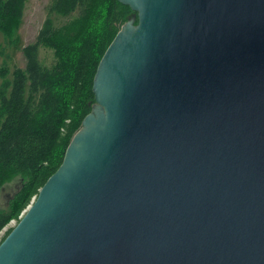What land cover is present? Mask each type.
Returning <instances> with one entry per match:
<instances>
[{
	"label": "water",
	"instance_id": "95a60500",
	"mask_svg": "<svg viewBox=\"0 0 264 264\" xmlns=\"http://www.w3.org/2000/svg\"><path fill=\"white\" fill-rule=\"evenodd\" d=\"M134 14L0 264H264V0Z\"/></svg>",
	"mask_w": 264,
	"mask_h": 264
},
{
	"label": "trees",
	"instance_id": "16d2710c",
	"mask_svg": "<svg viewBox=\"0 0 264 264\" xmlns=\"http://www.w3.org/2000/svg\"><path fill=\"white\" fill-rule=\"evenodd\" d=\"M26 1L0 0V36L16 34ZM132 14L119 0H52L36 39L23 49L25 67H0V190L14 178L23 182L6 208L0 204V231L20 219L61 165L95 101L99 62ZM42 47L53 52L50 65L40 58Z\"/></svg>",
	"mask_w": 264,
	"mask_h": 264
},
{
	"label": "rangeland",
	"instance_id": "374dc122",
	"mask_svg": "<svg viewBox=\"0 0 264 264\" xmlns=\"http://www.w3.org/2000/svg\"><path fill=\"white\" fill-rule=\"evenodd\" d=\"M51 1L52 0H27L25 2L23 17L16 34L9 38L3 35L0 36V67L7 65L11 71L15 67H25L26 58L23 49L27 44L36 39L39 30L48 17V7ZM63 20L64 19H61V21ZM56 22H60L59 19H56ZM40 58L44 63L50 65L54 59L52 50L42 47L40 50ZM1 82L2 78L0 77V85ZM22 184L23 182L20 178H14L3 186L0 190V204L2 207L6 208L9 198L18 190H21ZM35 196L36 194L31 197L30 202L21 211L20 217L24 214ZM17 222V219H11L0 231V242L6 230L12 228Z\"/></svg>",
	"mask_w": 264,
	"mask_h": 264
}]
</instances>
